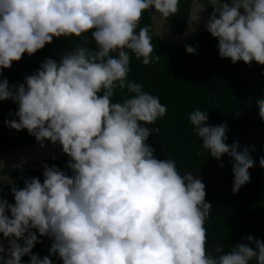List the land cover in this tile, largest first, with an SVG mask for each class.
<instances>
[{
    "label": "clouds",
    "instance_id": "obj_1",
    "mask_svg": "<svg viewBox=\"0 0 264 264\" xmlns=\"http://www.w3.org/2000/svg\"><path fill=\"white\" fill-rule=\"evenodd\" d=\"M210 3L206 28L218 39L220 57L264 65V0ZM179 5L180 0H0V70L54 38H82L59 63L46 59L25 83L0 80V101L18 104L19 119L6 121L8 128L27 129L41 146L45 140L59 142L73 173L45 164L43 183L34 177L25 179L23 188L13 185L14 204L0 197V264H21L25 255L30 264H264V241L252 235L230 251L217 244L216 254L209 253L205 224L212 205L205 200V184L191 171L181 176L175 160L157 159L148 143L159 129L144 125H155L168 109L129 80L130 52L145 66L158 64L154 26L151 32L150 25H139L145 12L167 19ZM189 19L199 16L189 14ZM91 30L95 48L89 47ZM182 32L173 27L174 34ZM117 89L131 95L113 102ZM256 103L264 119V99ZM188 118L212 157L233 158V192H239L255 165L249 148L228 145L226 122L208 124L207 112L196 109ZM33 229L53 239L50 254L63 263L32 254L43 242ZM1 240L9 241L7 249Z\"/></svg>",
    "mask_w": 264,
    "mask_h": 264
},
{
    "label": "trees",
    "instance_id": "obj_2",
    "mask_svg": "<svg viewBox=\"0 0 264 264\" xmlns=\"http://www.w3.org/2000/svg\"><path fill=\"white\" fill-rule=\"evenodd\" d=\"M205 1L213 12L210 0ZM226 2L231 3V0ZM192 4L193 0H180V11L167 18L176 31L187 29ZM146 25L151 26L152 32L150 12H145L139 27ZM92 31L94 30L87 34L91 42L89 47L95 48ZM81 40L82 38L74 36L54 38L51 44L34 55L25 53L20 61L12 63L11 68L0 70V80L7 79L10 86L25 83V77L36 73L46 59L51 58L59 63L63 55L73 50ZM152 43L154 54L161 55L160 62L145 66L142 59H137L130 52L128 78L142 84L145 91L158 96L160 102L167 106L166 116L158 119L155 125H144L150 130L152 127L159 129L158 133L152 132L150 137L153 134L157 137L162 145L164 158L175 160L180 172L191 171L203 179L208 203L212 205L210 219L205 224L209 253L216 254L217 244L227 252L231 250V246L248 243L243 239L248 235L264 241V167L260 165V158L264 157V119H261L256 103L257 99H264V65L255 61L250 65L243 61L234 64L230 58H221L218 39L209 31L197 34L187 41L186 45L196 48L195 54H189L186 45H170L156 35L152 37ZM113 55L118 56L117 53ZM129 95L131 94L126 89L124 92L117 89L113 102L122 103ZM196 109L208 113V124L212 126L226 122L228 139L225 142L228 145L238 142L241 151L245 147L249 148L255 165L249 169L250 182L242 186L239 192H233V158L225 154L218 161L203 148V139L194 132V126L188 117ZM17 111L18 104L13 100L0 101V151L38 143L27 129L18 131L15 135L8 128L6 121L19 119L15 115ZM48 142L51 141L45 140L43 143ZM70 159L67 154H63L44 162L26 165L22 170L10 171L9 176L16 179H7V183L0 182V190L5 188L6 199L14 204L11 192L13 185L23 188L24 180L34 177L43 183L45 168L37 167L39 164L45 163L49 167L55 165L72 176V170L67 167ZM221 164L224 166L221 167ZM36 234L38 240L43 242L35 244L32 254H38L41 259L49 256L52 262L59 259L62 261L58 254H50L53 239L40 236L38 231ZM0 235L3 236L2 233ZM5 241L3 244L7 249L9 241ZM18 242L21 245L24 243L23 240ZM250 246L255 249L254 244ZM21 264H30V256L22 257ZM250 264H256V261L253 260Z\"/></svg>",
    "mask_w": 264,
    "mask_h": 264
},
{
    "label": "water",
    "instance_id": "obj_3",
    "mask_svg": "<svg viewBox=\"0 0 264 264\" xmlns=\"http://www.w3.org/2000/svg\"><path fill=\"white\" fill-rule=\"evenodd\" d=\"M199 1V0H195ZM201 5L198 3L196 5H193L191 8V15L199 16L198 21H191L189 19V26L188 28L183 31L181 34L173 33V27L169 25V22L167 19H165L161 13L158 12H151L152 20H153V26H154V32L151 33V35H157L161 40H163L165 43L170 45H182L185 46L188 39L196 36L197 34L207 32V22L209 20L208 14L203 13L200 11ZM241 13H244V9H240ZM126 50V49H124ZM119 53V50L116 52ZM9 129L15 134H18V131L15 129ZM149 144L150 147H152L154 151V156L159 160H165L164 159V152L162 145L160 144L159 140L156 138L155 135H153L151 138H149ZM44 146H41L40 143L36 144H28V145H21L18 147H12L8 149H4L0 151V173H3L6 170H22L23 167L29 164H33L36 162H44L48 159L58 157L60 155L66 154L63 152L62 145L57 142L56 144H52L51 142L43 143ZM15 165H22V167H14ZM45 163L39 164L37 167H44ZM181 176L186 175V172L180 173ZM193 177L196 179H200L203 182V179L195 174L192 173ZM6 179L12 181L16 178H7L3 174L0 175V181H5ZM204 183V182H203ZM206 191V197L205 200L208 202V195L207 190ZM6 214L11 218V212L10 210L6 211Z\"/></svg>",
    "mask_w": 264,
    "mask_h": 264
},
{
    "label": "flooded vegetation",
    "instance_id": "obj_4",
    "mask_svg": "<svg viewBox=\"0 0 264 264\" xmlns=\"http://www.w3.org/2000/svg\"><path fill=\"white\" fill-rule=\"evenodd\" d=\"M195 2V0H193V3ZM200 4L201 5V7H204V10H203V13H207L208 14V17L210 18V16H211V14H212V10H211V8L209 7V5L206 3V1L205 0H199V1H196L195 2V5L196 4ZM188 25H189V21H188ZM10 171L12 172V171H14L13 169L12 170H8V171H5V172H3L2 174L4 175V176H7V177H11V176H9L10 174ZM2 174H0V175H2ZM3 194H4V196H5V199L7 198L6 197V192H3ZM44 244H39V246H43Z\"/></svg>",
    "mask_w": 264,
    "mask_h": 264
},
{
    "label": "rangeland",
    "instance_id": "obj_5",
    "mask_svg": "<svg viewBox=\"0 0 264 264\" xmlns=\"http://www.w3.org/2000/svg\"><path fill=\"white\" fill-rule=\"evenodd\" d=\"M4 191H5V190H1V191H0V197H3V198L5 199V196H4V194H3Z\"/></svg>",
    "mask_w": 264,
    "mask_h": 264
}]
</instances>
